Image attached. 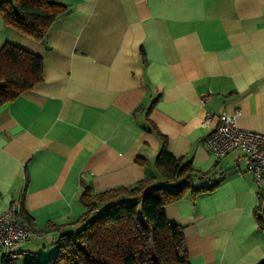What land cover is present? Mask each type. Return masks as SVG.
<instances>
[{"label":"crops","instance_id":"obj_1","mask_svg":"<svg viewBox=\"0 0 264 264\" xmlns=\"http://www.w3.org/2000/svg\"><path fill=\"white\" fill-rule=\"evenodd\" d=\"M52 1L68 12L43 41L0 13V50L12 43L44 62L43 82L0 107V215L16 205L39 234L20 249L38 262L55 256L59 236L87 209L88 186L164 183L155 166L163 141L146 126L156 101L148 116L168 151L218 169L195 181L216 189L165 205L191 264H259L264 230L254 211L264 189L241 152L218 156L206 139L237 108L240 127L264 132V0Z\"/></svg>","mask_w":264,"mask_h":264},{"label":"trees","instance_id":"obj_2","mask_svg":"<svg viewBox=\"0 0 264 264\" xmlns=\"http://www.w3.org/2000/svg\"><path fill=\"white\" fill-rule=\"evenodd\" d=\"M66 12L67 5L52 0H4L0 5L6 24L37 41H43L53 22ZM43 63L40 55L19 45L6 43L1 48L0 107L43 82ZM155 102L148 108L146 126L159 132L163 141L155 166L164 183L154 185L152 178H145L133 187L99 192L88 186L80 197L87 209L71 223L72 231L59 236L58 253L46 261L29 264H191L183 228L169 221L165 205L187 193L197 198L216 189L219 183L196 186L195 181H211L218 169L202 171L190 160L168 151L167 137L148 116ZM137 161L147 162L140 157ZM254 213L264 230L262 192ZM25 218L30 220L28 215ZM0 264L12 263L0 256ZM259 264H264V259Z\"/></svg>","mask_w":264,"mask_h":264},{"label":"built area","instance_id":"obj_3","mask_svg":"<svg viewBox=\"0 0 264 264\" xmlns=\"http://www.w3.org/2000/svg\"><path fill=\"white\" fill-rule=\"evenodd\" d=\"M211 95H205V99ZM241 109L231 114L223 113L218 125L208 135V149L223 156L231 152H241L244 156L246 169L254 173L257 184L264 186V132L242 128L237 123ZM212 118L207 115L205 123ZM38 232L23 220L20 208L12 205L0 215V256L13 264L14 259L23 256L30 263L38 262V255L31 250H21L27 241L38 236Z\"/></svg>","mask_w":264,"mask_h":264},{"label":"rangeland","instance_id":"obj_4","mask_svg":"<svg viewBox=\"0 0 264 264\" xmlns=\"http://www.w3.org/2000/svg\"><path fill=\"white\" fill-rule=\"evenodd\" d=\"M21 259H14V262H15V264H20L22 261H20Z\"/></svg>","mask_w":264,"mask_h":264}]
</instances>
